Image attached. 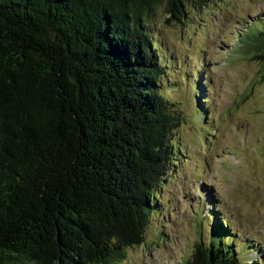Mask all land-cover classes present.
<instances>
[{
	"label": "trees",
	"instance_id": "16d2710c",
	"mask_svg": "<svg viewBox=\"0 0 264 264\" xmlns=\"http://www.w3.org/2000/svg\"><path fill=\"white\" fill-rule=\"evenodd\" d=\"M211 1L0 0V264H110L143 243L181 121L145 23ZM259 29L244 44L264 63ZM215 218L182 264H242Z\"/></svg>",
	"mask_w": 264,
	"mask_h": 264
},
{
	"label": "rangeland",
	"instance_id": "374dc122",
	"mask_svg": "<svg viewBox=\"0 0 264 264\" xmlns=\"http://www.w3.org/2000/svg\"><path fill=\"white\" fill-rule=\"evenodd\" d=\"M185 10L180 23H166L162 8L145 23L181 121L143 243L110 264H182L220 229L214 215L242 264H264V63L244 44L264 30V0Z\"/></svg>",
	"mask_w": 264,
	"mask_h": 264
}]
</instances>
